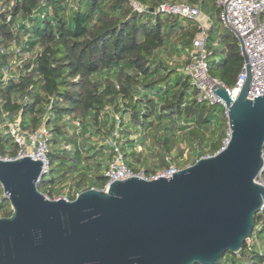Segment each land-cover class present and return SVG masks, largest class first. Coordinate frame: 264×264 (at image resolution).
Masks as SVG:
<instances>
[{"label":"trees","instance_id":"16d2710c","mask_svg":"<svg viewBox=\"0 0 264 264\" xmlns=\"http://www.w3.org/2000/svg\"><path fill=\"white\" fill-rule=\"evenodd\" d=\"M163 3L196 6L208 17L206 48L215 57L208 75L233 88L243 58L229 30L212 38L220 23L217 0H0V43L7 48L0 53V157L17 155L6 121L19 119L30 133L44 125L49 172L37 189L45 197L67 191L73 200L101 190L115 130L127 167L147 175L170 164L183 169L220 149L227 120L217 106L195 100L183 72L201 27L158 13ZM176 53L186 57L182 68L170 62ZM8 59L22 65L3 78ZM10 215L0 193V218ZM263 229L264 211L255 214L250 245L225 253L219 264H264V237L257 240Z\"/></svg>","mask_w":264,"mask_h":264},{"label":"water","instance_id":"95a60500","mask_svg":"<svg viewBox=\"0 0 264 264\" xmlns=\"http://www.w3.org/2000/svg\"><path fill=\"white\" fill-rule=\"evenodd\" d=\"M250 82L246 65L235 98L214 83L229 142L171 178L132 177L73 200L49 199L37 189L40 161L0 159L11 208L0 218V264H219L239 252L264 201L255 182L264 170V97L248 99Z\"/></svg>","mask_w":264,"mask_h":264},{"label":"built area","instance_id":"2783aa9c","mask_svg":"<svg viewBox=\"0 0 264 264\" xmlns=\"http://www.w3.org/2000/svg\"><path fill=\"white\" fill-rule=\"evenodd\" d=\"M217 4L221 7V13L219 16L220 21L225 27L228 26L232 29V34L237 42L238 39H240L247 56V63L245 64L243 62L241 70L236 78L235 86L231 89L225 87L219 80L211 78L208 75V62L215 57L213 56L212 51L206 48L207 39L205 28L198 22V19L201 16L199 8L184 4L163 3L159 6L157 12L191 19L201 27L200 32L191 43V49L189 51L190 62L184 67L183 72L189 76L190 85L195 92V100L198 103L206 104L208 106H217L227 120L226 106L213 91L218 85L224 87L228 94L235 98L245 81L246 65L249 66L251 73L250 88L247 96L248 99L253 100L254 97L257 96L264 97V0H217ZM133 7L140 10V7L137 5H133ZM26 39L27 36L25 37V40ZM213 46H215V44H213ZM10 49H13L16 53L19 52L14 46ZM0 53H7V48L1 43ZM26 57L27 55L25 58ZM21 65L22 59H8L1 69L3 78L17 75V69L21 68ZM73 124L75 127H79L77 121L73 122ZM226 126L219 150L223 149L229 142L230 130L228 125ZM5 133L16 145L17 155L14 158L0 157V159L15 160L28 157L31 160L41 162L42 177L48 174L49 161L47 157V145L50 140V133L44 125L30 133L22 129L19 119H15L12 122L6 121ZM117 139L118 133L115 130L112 133V137L107 141L111 148V158L104 170L106 182L101 190H107L109 185L114 181L126 180L132 177H137L144 181L156 180L158 178H171L172 174L180 170L176 166L170 164L166 169L156 171L151 175L145 174L142 170L134 172L127 167ZM219 150L214 154L219 152ZM255 182L264 188V181L261 179L260 175L255 179ZM77 195L78 194L75 196ZM59 197L67 199L65 196ZM263 211L264 201L260 212ZM246 244L247 246L250 245L249 239L246 241Z\"/></svg>","mask_w":264,"mask_h":264},{"label":"rangeland","instance_id":"374dc122","mask_svg":"<svg viewBox=\"0 0 264 264\" xmlns=\"http://www.w3.org/2000/svg\"><path fill=\"white\" fill-rule=\"evenodd\" d=\"M198 22H199V24H200L201 26H203L204 28L208 27L207 22H206V19H205L204 16H200V18L198 19ZM225 29H226V27H225L224 24L220 21V23H219V27H218V28H215V29L212 31V34H211V35H212V38H213V39L216 38V36H217L219 33L224 32ZM185 58H186V57H185L183 54H181V53H176V54L171 58L170 62H171L172 65H174V64H175V65H176V64L179 65V64H182V63L185 62V60H186ZM179 67L182 68V65H179ZM102 142H103V141H101V140H96V139H94L92 143L97 144V147H98V148H101L100 146H101ZM69 148H71V146H69L68 149H69ZM99 152H100V151H99ZM101 153H103V154H107V149L104 148V149L101 151ZM184 158H185V155H184ZM48 178H49V176L46 177V179H48ZM65 192H67V191H61V194H60V195H61V196H64ZM0 193H1L2 196H3L1 186H0ZM7 202H8V201H7ZM263 237H264V229H263L262 231H260V232L257 234V240H258V242H261L262 239H263Z\"/></svg>","mask_w":264,"mask_h":264},{"label":"crops","instance_id":"0c3cea01","mask_svg":"<svg viewBox=\"0 0 264 264\" xmlns=\"http://www.w3.org/2000/svg\"><path fill=\"white\" fill-rule=\"evenodd\" d=\"M201 16H204L205 17V19H206V22H207V25H208V23H209V19H208V17L207 16H205V15H203L202 13H201ZM228 30V29H227ZM233 35V34H232ZM234 37V36H233Z\"/></svg>","mask_w":264,"mask_h":264}]
</instances>
